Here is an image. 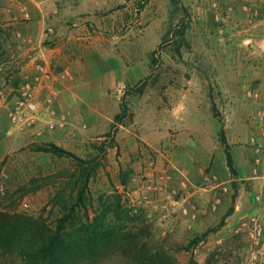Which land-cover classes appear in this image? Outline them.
<instances>
[{"label":"rangeland","instance_id":"obj_1","mask_svg":"<svg viewBox=\"0 0 264 264\" xmlns=\"http://www.w3.org/2000/svg\"><path fill=\"white\" fill-rule=\"evenodd\" d=\"M229 2L125 0L122 34L128 46L125 62L131 77L124 86L100 97L103 115L77 105L57 107L50 94L41 97L43 102L38 103L35 95L38 106L35 124L17 139H9L0 153V264H27L26 232L18 231L17 221L33 220L55 228L63 209L72 202L73 179L80 170V160L88 162L87 167H95L87 196L92 211H97L99 197L109 202L119 198L123 208L137 216L136 223L149 226L152 245L166 248L178 264H262L259 258H251L244 224L251 217L264 223V202L256 201V189H264V184L260 188L250 179L264 176L261 169L255 171L253 163L254 151L264 147V139L262 147L249 139H227L238 114L220 109L219 105L229 99L220 90L227 87L228 81L214 78L229 67L224 63L229 56L227 41L231 39L226 31L227 17L216 11L218 7L226 9ZM256 2L251 1V7ZM110 34L115 35V30ZM260 54L264 57V52ZM250 95L252 90L247 89L242 103L254 104L257 98ZM47 98L50 104L45 103ZM255 110L240 112L241 121L237 125L243 127L244 119L258 116L260 127H264V111ZM118 114L121 117L115 120ZM181 121L193 129L182 128ZM184 132L186 136L195 135L199 147L202 144L209 156L200 173L199 186L210 173L216 178L213 183L228 182L232 197L235 195L232 202L239 195L240 205L243 200L249 205L239 220L218 237L223 218L204 232L172 241L178 236L175 226L158 222L159 211L155 212L149 198L135 193L155 172L165 173L159 168L170 160L171 148L195 143L196 139H177ZM221 139L225 140L232 159L234 152L236 158L239 156L238 147L253 149V156L248 152L240 162L233 159L234 176L226 166ZM47 145H54L70 156L39 150ZM218 160L226 173L223 177L213 167ZM184 178L189 188L195 186L183 174L180 181ZM180 181L179 189L173 190L177 193L174 196L183 192ZM165 182L162 184L166 187ZM160 194L167 200L164 193ZM216 238L221 240L217 243ZM78 264L131 263L120 253H110L97 261Z\"/></svg>","mask_w":264,"mask_h":264},{"label":"crops","instance_id":"obj_2","mask_svg":"<svg viewBox=\"0 0 264 264\" xmlns=\"http://www.w3.org/2000/svg\"><path fill=\"white\" fill-rule=\"evenodd\" d=\"M229 1L226 9L218 7L216 10L227 17L226 31L231 36L227 41L229 56L224 58L229 67L214 77L228 81L227 87L220 90L221 95L229 99L223 108L219 106L238 114L234 116V128L227 139H249L262 147L264 127H260L258 116L255 114L250 119L246 116L243 127L237 122L241 121L240 112L264 111V57L260 54L264 52V0ZM251 1L258 2L251 7ZM124 3L125 0H64L61 3L53 0H0V153L9 139H17L21 132L26 131L14 127L8 117L26 84L33 88L38 103L43 102L41 97L50 94L54 96L57 107L77 105L87 112H104L100 97L124 86L126 79L131 77L125 62L128 46H125L122 34ZM22 6L29 14V20H24ZM47 29L51 32L46 33ZM114 30L115 35L110 34ZM29 38L33 45L26 43ZM247 89L252 90V96L257 98L251 106L241 101ZM180 124L182 128H192L182 121ZM182 135L177 139H196L195 143L171 148L170 160H166L164 168L159 169L165 171L168 191L179 189L182 174L188 176L195 186L178 191L180 193L172 200H164L154 189L158 186V173L155 172L135 193L149 198L155 212L159 211L158 222L175 226L178 236L172 241L204 232L223 218L221 231L216 233L218 237L225 228L239 220L249 205L244 200L240 205L239 195L232 202L233 192L224 180L219 183L223 189L220 191V204L216 208L210 206L211 189L199 188L200 173L209 156L202 144L199 147L195 135L186 136L185 132ZM241 149H236L237 158L235 152L232 154L235 162L247 157L248 152L253 156V149ZM218 161L213 167L223 177L226 173ZM250 179L262 188L264 176ZM148 188L150 191H146ZM256 190L258 194L262 189ZM183 196L194 206V219L182 212ZM220 240L218 238L216 242Z\"/></svg>","mask_w":264,"mask_h":264},{"label":"trees","instance_id":"obj_3","mask_svg":"<svg viewBox=\"0 0 264 264\" xmlns=\"http://www.w3.org/2000/svg\"><path fill=\"white\" fill-rule=\"evenodd\" d=\"M121 108L123 110L124 107ZM213 111L215 114V110ZM120 117L118 114L114 119ZM218 122L222 126L221 120ZM221 143L224 146L226 166L234 176L232 156L226 149L224 139H221ZM39 150L58 156H70V153L54 145H47ZM79 162L80 170L73 179L72 202L63 209L54 229L38 221H17L18 231L26 232L27 264H78L85 260L97 261L110 253H120L131 264H178L166 248L152 245L149 226L143 222L136 223L137 216L131 210L123 208L119 198H113L109 202V199L104 201L99 197L96 201L97 211H92L93 206L88 202L90 199L87 196L88 183L95 167H87L88 162ZM234 197L235 195L232 198Z\"/></svg>","mask_w":264,"mask_h":264},{"label":"built area","instance_id":"obj_4","mask_svg":"<svg viewBox=\"0 0 264 264\" xmlns=\"http://www.w3.org/2000/svg\"><path fill=\"white\" fill-rule=\"evenodd\" d=\"M9 2H13V0H8ZM31 1V0H28ZM64 0H53L55 3H61ZM23 18L24 20H29V14L27 13L25 7L22 6ZM47 32H51V29H47ZM221 32V31H220ZM28 45H33L34 42L31 38L25 40ZM46 104H50V98L45 100ZM37 103L34 94L33 88L30 84H26L21 88L20 96L14 106V108L9 112L8 117L10 119L11 124L18 128L20 131L29 129L33 127L36 122V114H37ZM253 163L256 169H261L264 175V149L256 148L254 151ZM158 180L160 181L159 185L155 187V191L159 193H164L165 198L167 200H172L174 195L177 193L175 191L168 192L166 187L162 184L163 180H166L165 173H159L157 175ZM216 180L214 176L210 173L205 175L202 179L201 186L199 188L203 189H211L210 195V206L212 208H216L220 202V191H223L222 187H220L219 183H213ZM180 188L182 191H185L188 187V182L184 178L180 181ZM182 201L184 207L182 212L186 216H190L192 219L196 217V212L194 206L189 203L187 197H182ZM256 201L263 203L264 202V189H262L256 195ZM150 202V201H149ZM26 206V205H25ZM165 208V206H164ZM245 234L248 239V246L251 258H259L260 263L264 264V223L261 222L257 217H251L248 219L247 223L244 224Z\"/></svg>","mask_w":264,"mask_h":264}]
</instances>
